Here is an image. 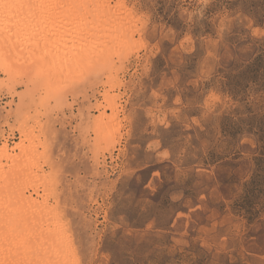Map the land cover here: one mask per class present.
I'll use <instances>...</instances> for the list:
<instances>
[{
  "label": "rangeland",
  "instance_id": "rangeland-1",
  "mask_svg": "<svg viewBox=\"0 0 264 264\" xmlns=\"http://www.w3.org/2000/svg\"><path fill=\"white\" fill-rule=\"evenodd\" d=\"M123 1L138 44L112 75L68 82L60 64L26 87L0 71V151L24 128L76 264H264V0ZM46 31L35 65L63 51ZM10 90L28 91L21 109Z\"/></svg>",
  "mask_w": 264,
  "mask_h": 264
},
{
  "label": "bare ground",
  "instance_id": "bare-ground-1",
  "mask_svg": "<svg viewBox=\"0 0 264 264\" xmlns=\"http://www.w3.org/2000/svg\"><path fill=\"white\" fill-rule=\"evenodd\" d=\"M112 1L113 0H0L1 74L8 77L9 82L13 81L20 85L23 84L26 87L27 85L29 87L35 86V83L29 81L30 78H32L33 71L38 77H41L40 72L48 68L52 75L56 76L58 79L59 76H62L56 72L60 64L66 75L63 80L68 82L72 78L77 80L76 78L78 77L81 78L79 81L88 84L89 80L97 79V77L101 75H112L111 73L114 67L113 57H118V55L121 54L117 59L118 61H123L125 57L122 58V54L126 55V51H129L130 46L137 42L136 40V42H132L134 40L133 30H129V27H127L129 25H127V23L124 24L127 15L122 17L121 11H119L126 9L124 1L115 0L116 4L114 6L111 5ZM127 19L129 22V17ZM140 26L141 25H139V27ZM59 27H63L64 30L67 31L65 33L63 32L62 38L56 31V28L59 29ZM140 28H142V26ZM49 29L53 31V33H51L53 37H51L49 41L57 44L60 42L61 47L62 44H64L62 48L58 47L59 50L63 49V51L61 50L62 52L57 53L51 50L44 63L40 61L39 64L36 63L35 65L32 58L35 57L37 52H40L42 47L46 44L44 43L47 38L46 35L50 32L46 30ZM132 48L134 49V47ZM106 78L109 79V76ZM57 79L55 81L54 78V81H51L52 85L57 82ZM7 82V78L6 80H2L0 82V88H3V86L6 87L5 83ZM113 82V80H108L106 82L108 85L105 84L104 86L113 89ZM93 83L94 82L90 84ZM9 88L11 89V87ZM108 90L110 89L106 90L103 97L108 103L106 109H109L112 116L115 118L118 114L116 103L118 98L116 95L109 94L111 90ZM9 93L12 97L18 96L20 101L23 100V102H21L22 106L19 104V108L21 109V107L24 106V97L28 91L26 93H17L16 90H10ZM53 97L55 101L57 98L56 94ZM13 116L15 115L13 114ZM103 118L104 115L102 114L99 119L102 120ZM19 132L22 136V141L15 147H12V149H9L8 145L5 143L0 151V162L2 159L6 160L8 163L11 162L16 172L11 178L7 176V179L4 171L5 165L0 163V264H70L69 261H71V264H76L74 263L77 262L75 261V253L72 251L73 249L71 247V242H73L71 240L72 232L69 226L71 222L62 223L57 215L53 217L55 214L53 212L52 217L51 215L50 217L48 216L52 207L49 205L46 199L47 197L45 198L47 194L45 196H43L44 194H40L41 191L39 187L41 186L38 184V182L41 184V181L45 184L44 180H47L45 178H47L48 175L46 176L45 172L42 171V166L40 164L36 166L33 165L35 162L34 156H28V151H33L30 148H32L34 142L32 143L30 140V142L28 141L29 145H25L28 140L27 135H25L26 131L21 127ZM94 134H96V140H98L99 134ZM12 135L13 132L10 136ZM105 135L108 139L109 136L107 137L106 133ZM102 143L103 142H101V144ZM15 150L19 151L21 157L19 156L17 158V155L10 154V152ZM27 185H29L30 189L36 194V198L31 196L32 193L26 194V190L28 189ZM46 185L43 186L46 187ZM50 186L51 185H49V187ZM42 189L44 188L42 187ZM45 189L43 191L46 193ZM54 195L55 194H52V196ZM38 199H42V201L39 202ZM60 212L61 211H59V213ZM6 218L10 221L8 223L6 221V224L4 223V226H2L1 219Z\"/></svg>",
  "mask_w": 264,
  "mask_h": 264
}]
</instances>
